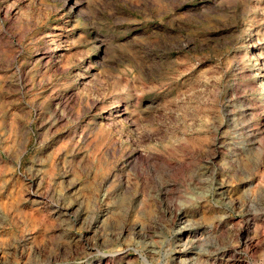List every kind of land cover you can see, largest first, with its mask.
Segmentation results:
<instances>
[{"label":"rangeland","instance_id":"374dc122","mask_svg":"<svg viewBox=\"0 0 264 264\" xmlns=\"http://www.w3.org/2000/svg\"><path fill=\"white\" fill-rule=\"evenodd\" d=\"M0 264H264V0H0Z\"/></svg>","mask_w":264,"mask_h":264},{"label":"bare ground","instance_id":"6f19581e","mask_svg":"<svg viewBox=\"0 0 264 264\" xmlns=\"http://www.w3.org/2000/svg\"><path fill=\"white\" fill-rule=\"evenodd\" d=\"M185 216V215H184ZM186 220V219H185ZM185 222V221H184ZM187 226V225H186ZM192 230V229H191ZM56 259V258H55ZM107 262V261H106Z\"/></svg>","mask_w":264,"mask_h":264}]
</instances>
